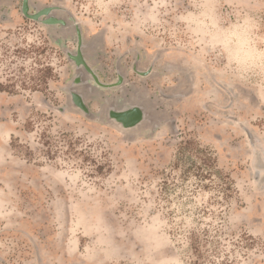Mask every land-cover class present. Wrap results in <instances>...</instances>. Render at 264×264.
Here are the masks:
<instances>
[{"label": "rangeland", "instance_id": "rangeland-1", "mask_svg": "<svg viewBox=\"0 0 264 264\" xmlns=\"http://www.w3.org/2000/svg\"><path fill=\"white\" fill-rule=\"evenodd\" d=\"M0 264H264V0H0Z\"/></svg>", "mask_w": 264, "mask_h": 264}, {"label": "water", "instance_id": "water-1", "mask_svg": "<svg viewBox=\"0 0 264 264\" xmlns=\"http://www.w3.org/2000/svg\"><path fill=\"white\" fill-rule=\"evenodd\" d=\"M49 10H43L42 12L38 13V15L33 16V18H38L40 15L47 14ZM24 14L27 15V5L25 3ZM49 22V21H48ZM57 23V21L51 20L49 23ZM58 23L63 24L62 21H59ZM82 44L81 39H79V48L78 52L76 54L69 53L68 57L72 63L75 64L77 68V74L74 79V82L69 86L68 90L72 97V102L74 106H76L80 111H82L87 117L94 119L95 116L92 115L88 107L85 103V96L87 94H84L83 91L85 88H89L90 82L87 79H84V73L89 74L98 85H102L99 83L96 75L92 71V69L88 66V63L86 62L84 56L82 55ZM122 84V78H119V81L117 82V86ZM111 86V85H110ZM110 86H104L105 88H111ZM85 95V96H84ZM108 115L109 119L114 121L117 125H119L123 129H134L137 128L147 117L146 109L142 106H139L137 104H130V106L127 107H121L117 108L115 106H112L110 109H108Z\"/></svg>", "mask_w": 264, "mask_h": 264}]
</instances>
